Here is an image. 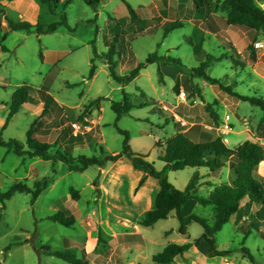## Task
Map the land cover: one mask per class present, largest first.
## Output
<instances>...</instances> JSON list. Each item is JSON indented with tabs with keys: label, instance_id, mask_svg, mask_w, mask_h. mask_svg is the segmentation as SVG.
<instances>
[{
	"label": "rangeland",
	"instance_id": "rangeland-1",
	"mask_svg": "<svg viewBox=\"0 0 264 264\" xmlns=\"http://www.w3.org/2000/svg\"><path fill=\"white\" fill-rule=\"evenodd\" d=\"M193 1L126 0L141 17L135 23L122 0H106L95 7L84 0H62L55 6L43 0H0V134L11 144L10 148L0 146V194L17 183L30 189L15 193L10 200L0 198V264H69L46 255L48 249L72 251L83 264H155L153 257L171 244L190 245L172 264H251L245 249L257 264H264V224L253 218L240 223L236 216L231 218L215 236L217 250L224 253L216 257L208 255L204 241L195 244L204 233L203 226L193 222L183 235L175 212L152 227L142 226L147 213L155 209L160 184L149 171L136 167L129 155L104 168L70 170V165H80L79 157L103 160L122 154V131L128 133L132 153L143 156L158 172L166 164L159 160L162 148L157 144H165L181 127L217 128L230 148L247 141L264 145V139L257 137L263 111L227 92L264 98V48L255 46L264 43V32L236 27L226 32L222 17L227 12H207L205 7L203 16L197 17ZM259 5L264 9L263 1ZM163 10L170 14V22L184 23L167 37ZM8 20L44 28L65 23L39 36L35 31L11 32ZM145 28H150L147 35L140 32ZM202 45V56L196 57ZM112 46L117 54H128L131 48L138 63L150 55L178 60L190 83L176 88L177 80L164 73L160 76V62H156L128 87L119 85L106 59ZM114 61L117 75L130 73L126 60L120 65L116 56ZM202 63H208L205 72L215 83L194 73ZM92 66L96 67L93 79ZM23 86L30 88L32 99L6 125L12 95ZM42 89L56 101L45 116L38 98ZM125 95L132 103L143 102L118 119L112 106L123 103ZM175 121L181 126H175ZM34 123V137L49 146V161L24 159L14 152L16 142L28 150L27 132ZM65 153L74 159L69 164L60 161ZM231 163L213 179L215 183L230 181ZM195 173L200 177L198 195L209 197L212 185L203 182L210 173L206 168L169 171L166 177L183 191ZM259 173L264 181V162ZM37 183L46 187L34 200ZM72 192L79 197L73 199ZM257 209L260 206L254 205ZM60 211L74 217L73 226L48 219ZM215 211L213 206L199 205L193 215L211 226ZM251 224L249 234L242 231Z\"/></svg>",
	"mask_w": 264,
	"mask_h": 264
},
{
	"label": "trees",
	"instance_id": "trees-1",
	"mask_svg": "<svg viewBox=\"0 0 264 264\" xmlns=\"http://www.w3.org/2000/svg\"><path fill=\"white\" fill-rule=\"evenodd\" d=\"M62 0H43V3L49 6H55L61 3ZM85 3L91 7L100 5L106 0H84ZM129 12L131 20L138 23L140 20L138 14L134 9L126 2L122 0ZM264 0H217L213 3L212 0H194L197 16L201 17L204 14V8L207 7L208 11L214 12L219 10L227 12V17L224 21L226 26H234L243 30L255 31L256 33L264 32V9L261 8L259 2ZM11 32H33L35 31L39 36L54 32L58 27L62 26L65 21L54 23L44 28L40 25H32L29 22L15 23L8 20ZM184 27V23L181 21L170 22L165 26L164 37L168 34ZM2 28V22L0 20V29ZM6 37V35H5ZM4 37V38H5ZM96 56H98L95 51ZM115 50L112 46L109 50L108 57L106 56L110 75L116 83L124 87L133 83L140 75V72L144 70L148 65L156 62H168L174 65L177 69L181 70L182 63L171 57H157L156 55H150L145 62L140 63L134 68L128 75L119 76L116 73V63L114 61ZM255 61V58H253ZM208 67V63H202V65L194 70V73L199 77L205 78L209 82L215 83L216 81L211 79L205 72V68ZM96 67L92 66L90 78L95 76ZM159 75L162 73L159 71ZM194 78V75L192 76ZM196 78V77H195ZM180 81L177 80L176 88H179ZM139 90V89H137ZM227 92L237 96L244 102H248L252 106L259 107L264 113V98L261 97H247L241 96L237 93H233L230 89ZM142 94V93H141ZM38 98L43 103L42 116H45L49 112L50 104L56 103L51 95L42 89L39 91ZM144 97V95H143ZM30 88L23 86L15 91L11 98L9 105V114L7 117L6 125L13 119V117L20 111L24 104L31 101ZM1 106V104H0ZM140 108L134 105L130 98L125 95L123 103H114L112 106L113 111L116 113L117 118L130 114L135 109ZM165 113H169L168 110H163ZM89 114V113H88ZM90 112V116H91ZM83 118V116H81ZM174 120V119H173ZM168 121V120H167ZM35 123L29 128L27 132V146L28 150H24L21 144L14 143V152L17 156L24 158L39 157L45 161H49L52 157L49 155V146L40 142L34 137L33 128ZM175 126H181L179 122L175 121ZM125 136L124 152L122 154L109 156L103 160L96 157L87 158L79 157L80 165H70V170L73 172H84L92 166L104 168L108 162H117L124 155H129L133 160L136 167L149 171L151 177H154L159 181L160 192L157 196L155 209L147 213L146 218L142 221V226L152 227L161 220H167L171 213L175 212L178 220L181 223L180 232L183 235H187L188 226L193 223H199L204 228V233L201 239L196 240V246L200 245L201 241H204L208 246V255L210 257H216L224 254L216 248L215 236L222 231L223 227L228 224L233 216L237 217V222L240 223L244 218H253L255 221L264 224V181L262 180L259 168L264 162V145L259 142L247 141L237 148H230L224 140L223 135L217 132V128H207L205 125H194L190 129L181 127L175 132L165 144H157L159 148H162V152L159 156V160L166 164L162 172L155 170L151 163L143 160V156L132 153L129 147V136L125 131L121 132ZM258 139H264V116L261 119L257 128ZM75 139H77L75 137ZM74 139H72L73 141ZM80 140V139H78ZM0 146L11 147L10 143H6L0 134ZM70 155L65 153L62 155L60 161L64 163H71ZM228 161L231 163L232 178L230 182L222 183L215 188L209 197H202L198 195L199 174L195 173L191 178L186 188L181 191L176 189L167 179L166 173L169 171L178 172L183 171L186 168H206L210 171L212 176H216L225 167ZM46 184V183H44ZM42 186L41 183H37V190L33 192L34 200L43 191L46 185ZM30 192V189L22 183L15 184L9 192L0 194L2 201L10 200L15 193ZM73 199L79 197V193L72 192ZM195 200L200 206L207 207L213 206L215 208L214 224L208 225L204 219L196 215L184 217L182 215L183 207L190 201ZM246 202L245 205H242ZM254 205H259L260 209L254 211ZM242 211L244 214H242ZM251 214V215H250ZM50 221L59 223L66 227L74 225L75 220L73 216H66V214L60 211L58 214L48 218ZM252 220V219H251ZM252 226L245 225L241 229L246 234H249L248 229ZM190 245H177L171 244L167 246L164 251L153 257L155 264H172L175 257L186 251ZM246 251V258L251 264H257L255 259L250 255L249 251ZM46 255L50 257H56L69 264H83L72 251H50L46 252Z\"/></svg>",
	"mask_w": 264,
	"mask_h": 264
},
{
	"label": "crops",
	"instance_id": "crops-1",
	"mask_svg": "<svg viewBox=\"0 0 264 264\" xmlns=\"http://www.w3.org/2000/svg\"><path fill=\"white\" fill-rule=\"evenodd\" d=\"M193 4H194V2H193ZM158 7H160L159 5H158ZM157 7V8H158ZM194 7H195V5H194ZM161 8V7H160ZM159 10V9H158ZM159 12H160V10H159ZM163 16H164V24H163V28L168 24V23H170V14L168 13L167 14V12H166V10H163ZM192 12V11H191ZM162 12H160V14H161ZM138 14V13H137ZM197 13H196V8H195V15H196ZM139 17H140V15H139ZM198 17V16H197ZM227 17V16H226ZM226 17H222V19H223V25H224V21H225V19H226ZM141 18V17H140ZM179 21H181V20H179ZM188 21H190V20H188ZM174 22V21H173ZM224 27V29L226 30V32L230 29V28H232V27H234V26H226V25H224L223 26ZM152 28V27H151ZM237 28V27H236ZM210 29V28H209ZM150 30V28H145V29H140V32L142 31V32H144V34L145 35H147L148 34V31ZM211 31V30H210ZM210 31H208V32H206V33H209V34H212L213 32H210ZM215 31V30H214ZM250 31V30H249ZM222 33V32H221ZM213 35H215V33L213 34ZM217 35V34H216ZM264 44V43H263ZM164 45V42L161 44V47ZM204 47H203V45L201 46V47H198L197 48V51L198 52H196V53H199V54H197L196 55V57H201L202 55H201V51L202 50H204L203 49ZM166 53L167 54H169L170 55V46H167V49H166ZM117 56V58H118V60L120 61V65L121 64H123L124 62H125V60H126V66H128L127 68L129 69V72H131L135 67H137L140 63H138V61L136 62L135 61V59H136V56H135V54H134V52H133V50L130 48V50H129V52H128V54H125V53H119V54H117L116 52H115V55H114V59H115V57ZM107 64H108V62H107ZM155 64V63H154ZM159 64V71L163 74H166V76H170V77H172V79L174 80V79H176V80H179L180 81V83H186V82H188V83H190V77L188 76V75H186V74H183L179 69H177L175 66H171L170 64H166L165 62H160V63H158ZM237 64H238V62H237ZM116 68H117V64H116ZM145 69H147V67L145 68ZM144 69V70H145ZM143 71V70H142ZM141 71V72H142ZM141 75H139V77L138 78H140L141 76H142V74L143 73H140ZM128 75V74H127ZM121 76V75H120ZM126 76V75H125ZM94 78V77H93ZM137 78V79H138ZM136 79V80H137ZM135 80V81H136ZM186 81V82H185ZM126 87H128V86H126ZM137 89H139L138 91L140 92V93H142V95H144V92H142L141 91V89L140 88H137ZM144 96H146V95H144ZM137 97V96H136ZM136 97H134L135 99H136ZM142 100H135L134 102H133V104L134 105H136L137 107L138 106H141L142 105ZM40 104H42L43 105V103L42 102H39ZM28 104V103H27ZM27 104H24V105H27ZM23 105V106H24ZM143 107V106H142ZM135 109H138V108H135ZM134 110V109H133ZM169 111V110H168ZM170 112V111H169ZM131 113V112H130ZM92 115V114H91ZM194 125H202V124H193L192 125V127L194 126ZM204 125V124H203ZM184 126V125H183ZM207 128H211V127H209V126H207V125H205ZM191 127H187V129H190ZM174 129H175V126H174ZM209 175L207 176V178L206 179H204V181L203 182H209L208 184L209 185H212V189H211V191L210 192H213V190H215V188H217L218 186H220L221 184H218V183H215V181L213 180L214 178H217L218 177V175L220 174H217L216 176H212L211 175V173H208ZM213 182V183H212ZM228 182H230V181H228ZM212 183V184H211ZM224 183H226V182H224ZM198 206H199V204H198V202L197 201H195V200H190L184 207H183V209H182V215L184 216V217H188V216H191V215H193V213L195 212V210L198 208Z\"/></svg>",
	"mask_w": 264,
	"mask_h": 264
},
{
	"label": "built area",
	"instance_id": "built-area-1",
	"mask_svg": "<svg viewBox=\"0 0 264 264\" xmlns=\"http://www.w3.org/2000/svg\"><path fill=\"white\" fill-rule=\"evenodd\" d=\"M256 48H259V49H263L264 48V44L263 43H260V42H257L255 44Z\"/></svg>",
	"mask_w": 264,
	"mask_h": 264
}]
</instances>
